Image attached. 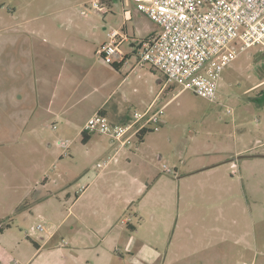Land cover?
Masks as SVG:
<instances>
[{
	"label": "rangeland",
	"instance_id": "374dc122",
	"mask_svg": "<svg viewBox=\"0 0 264 264\" xmlns=\"http://www.w3.org/2000/svg\"><path fill=\"white\" fill-rule=\"evenodd\" d=\"M15 1L23 0H0V5L7 11ZM25 1L28 2L25 14L32 17L31 43L26 47L31 55L30 63L39 65L40 58L52 71L55 64L50 62V54L59 60L54 69L63 66L60 74L64 80H56L54 76L53 81H59V87L51 91L54 96L56 92L59 94L60 85L64 84L65 107L60 116L46 119L47 126L42 122L41 134L36 132L31 136L24 132L16 134L6 112L0 113V197L10 199L9 203H13V197H21V190H14L11 180L21 181L18 186L34 188V185L32 195L42 196L43 200L38 203L33 200L31 207L40 214H49L65 210L58 205L59 198L66 193L74 198L79 187L90 182L83 199L74 204L73 210L92 208L96 204L105 208L121 197L110 204H115L118 212L130 215L146 203L137 190L138 180L144 178L149 168L161 178H174L175 192L179 190L180 173L182 190L185 185L191 187L198 183L200 178L215 179L222 190L221 194L214 195L215 201L221 202L216 212L203 213L207 224L218 226L207 231V235L213 236L206 241L190 242L188 248L179 241L174 242L176 222L180 220L183 206L177 196L167 198L165 206L152 198L146 211H153H150L151 205L166 211L146 213L149 215L142 220L136 234L140 240L136 257H148L151 260L148 264H264V49L251 46L222 69L214 100L169 83L177 95L159 115V129L152 130L149 125L142 142L134 138L105 169L99 170L96 162L110 157L115 144L104 134L83 131L82 125L92 115L93 105L107 98L108 89L122 79L124 84L113 91L107 99L108 105L144 111L141 103L158 90L165 81L164 75L148 64L126 73L136 62L133 47L138 49L139 42L159 31L160 26L141 14L135 20L136 41L132 38L135 23L125 22L122 11L133 10L134 3L123 8L119 0H96L106 8L103 12L92 6L93 0ZM112 28L126 32L128 38L120 46L129 58L121 71L96 54ZM16 50L14 45H5L0 50V62L6 64L8 53ZM52 75L49 74L47 81ZM1 79L8 82V75L3 71ZM82 132L89 134L86 141ZM207 163L217 164L209 171L201 170ZM163 166L171 171H163ZM156 188L163 192L161 186ZM124 196L125 200L133 196L135 202H125ZM15 220L25 221L23 213H17ZM26 224V231L34 225L32 221ZM24 231L18 229L23 237ZM178 239L186 243L191 237L182 233ZM121 252L129 257L125 249L121 248ZM115 256L120 257L116 253Z\"/></svg>",
	"mask_w": 264,
	"mask_h": 264
},
{
	"label": "crops",
	"instance_id": "0c3cea01",
	"mask_svg": "<svg viewBox=\"0 0 264 264\" xmlns=\"http://www.w3.org/2000/svg\"><path fill=\"white\" fill-rule=\"evenodd\" d=\"M26 4L28 2L25 0L17 3L15 1L13 7L8 8L7 11L0 5V23H2L0 33L3 32L0 34V50L5 45L9 47L14 45L17 48L15 52L8 53L6 64H3V61L0 62V73L3 71L8 75V82L3 79L0 80V113L6 112L7 118L10 120L9 124L14 127L13 131L16 134L24 132L26 136H31L36 132L41 134L42 122L43 126H47L46 119L49 116L56 118L63 113L65 92L63 83L60 85L59 94L56 92L54 96L53 91H51L55 88L58 89L57 83L64 80L60 74L63 73V66L61 65L57 70L54 69L59 60L53 58L52 54H50V62L55 64L52 71L47 69L48 66L46 64H42L37 54H35V57L39 58V65L32 66L30 63L31 55L26 51V47L31 43L29 24L32 17L25 14L24 7ZM119 4L121 7L125 6L120 0ZM122 11L125 22L131 21L135 23L136 18L143 14L136 8L133 10L124 8ZM132 27V36H134L132 38L135 39L136 23ZM123 28H126L125 31L127 30L126 23ZM135 40L138 41L137 39ZM133 48L134 51L132 52L136 57L137 48L135 49V46ZM45 50L48 54V50ZM46 53L43 52L44 55ZM123 54L125 58L122 63H118V71H121L129 60L128 55L124 52ZM71 65L74 66L73 64ZM77 65L75 64V66ZM142 67L136 66L134 62L126 75L135 70V68ZM151 69L157 70L153 67ZM33 74H35L34 77ZM49 74L53 75L47 81ZM54 76L56 80L59 79L58 82L53 81ZM124 81L122 79L114 87L108 89L110 92L108 97L99 104L93 105L95 107L92 114L103 108L104 114L110 121L125 122L132 117L134 111H138H129L128 108H125V105H108L109 101L107 99L118 86L124 84ZM66 88L69 89L70 85L67 84ZM176 95L177 92L174 93L173 87H169V83L163 81L158 90L152 94V97L148 101L141 103V108L145 110L150 104H152L153 108L163 105L165 108ZM2 108L4 110H1ZM14 123L16 124L14 125ZM114 151L110 156L113 155ZM161 157L159 155L158 159ZM215 164L217 163L204 164L201 170L209 171L216 166ZM151 165L155 166L153 163ZM163 171H165L164 168ZM144 174V178L138 180L140 185L137 191L142 195L144 199L142 202H146V205L143 204L142 207H139L130 215L118 212L115 208L116 205L110 204L120 200L121 197L106 204L105 208L98 207L96 200H94L96 205L92 208L73 210L74 204L83 199L90 182L82 185L83 190H80V186L78 194L74 195V198L69 193L59 198L58 205L64 207L65 210L40 214L31 207L33 200L37 203L43 200L42 196L32 195L36 186L32 185L34 188L24 184L23 186H18L22 184L21 181L11 180L10 183L13 185V189L21 190V197L19 199H14L13 197V203H9L10 199H2L0 197V264H115L117 262V264H122L120 262L125 264H148V261H151L148 257L144 259L136 257L137 246L140 241L136 234L142 226V220H146L145 217L147 215L166 211L164 208H156L152 205L150 211H153H146L152 198L160 200V204H164V201L166 202L167 198L170 197L174 198L177 196L179 198L183 208L180 210V220L176 222L177 230L174 242L179 241L180 245L184 244L188 248L190 242L206 241L207 237L213 236V234L207 235V231L209 228L216 230L218 226L207 224V219L203 217V213L216 212L218 203L221 202V200L215 201L216 198L214 197L217 192L222 193V190L218 188L220 183L217 180L200 178L198 183L191 187L185 185L184 190H182L180 183L183 181V175L180 173L177 176L179 190L175 192L174 178H161L151 168L146 170ZM158 186L163 188L162 193L157 190L156 187ZM126 199L124 196L125 202H135L133 196H127ZM36 209L39 210L40 206L36 207ZM17 213H23L25 221H16ZM168 213L170 215L169 211ZM170 218L169 216V220ZM30 221L34 225L32 229L26 231L28 226L26 222L29 223ZM37 224H41L43 229H37ZM21 228L25 230L24 237L18 232V229L21 232ZM182 233L189 234L191 239L183 243L178 239ZM117 248L120 251H116ZM121 248L129 253L128 258L123 256ZM115 253L120 257H116Z\"/></svg>",
	"mask_w": 264,
	"mask_h": 264
},
{
	"label": "built area",
	"instance_id": "2783aa9c",
	"mask_svg": "<svg viewBox=\"0 0 264 264\" xmlns=\"http://www.w3.org/2000/svg\"><path fill=\"white\" fill-rule=\"evenodd\" d=\"M120 1L125 6L134 3L137 10L160 26L159 31L140 42L135 65L148 64L162 72L166 83H175L181 90L189 89L207 99H215L222 69L239 52L257 45L264 49V0ZM92 6L106 11L96 0ZM107 35L108 40L96 54L108 64L122 63L125 56L120 45L127 39L126 32L112 28ZM163 110L164 105L153 108L150 104L142 112L134 111L125 122H112L99 110L92 114L83 131L104 134L115 144L113 155L96 162V167L105 169L149 125L158 130ZM36 228L42 230L43 226L37 224Z\"/></svg>",
	"mask_w": 264,
	"mask_h": 264
},
{
	"label": "trees",
	"instance_id": "16d2710c",
	"mask_svg": "<svg viewBox=\"0 0 264 264\" xmlns=\"http://www.w3.org/2000/svg\"><path fill=\"white\" fill-rule=\"evenodd\" d=\"M114 69L118 70L119 69V64H110ZM103 109V108H102ZM100 109L99 113L104 114V110ZM149 130V129H148ZM147 131V130H146ZM145 134V131L141 132L138 136L137 139L139 142L143 141V135ZM83 135V140L86 141L89 138V134L86 132H82ZM1 230V228H0Z\"/></svg>",
	"mask_w": 264,
	"mask_h": 264
}]
</instances>
